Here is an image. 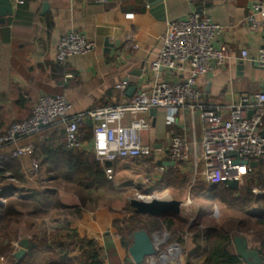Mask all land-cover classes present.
<instances>
[{"label": "crops", "instance_id": "1", "mask_svg": "<svg viewBox=\"0 0 264 264\" xmlns=\"http://www.w3.org/2000/svg\"><path fill=\"white\" fill-rule=\"evenodd\" d=\"M255 1L110 0L107 4L97 5L86 0H48L49 5L45 9V0H24L21 5L16 0H12L13 16L7 19L6 24H0V133L13 123L28 120L42 95L64 96L72 106L69 115L77 116L93 109L127 103L141 91L150 92L155 78L175 81L176 78L165 71L153 73L150 66L157 60L162 50L161 38L168 22L186 19L193 12L207 14L224 28L216 46L227 45L232 54L231 60L225 67L216 68L200 80L204 101L208 104L225 102L235 104L245 93L264 92V70L257 68L254 62L264 45V18L258 16L255 21H249ZM128 14H134V20H127ZM73 32L84 35L88 41L96 44V48L86 56H74L68 59L65 65H59L55 62L59 42ZM244 50L248 52L247 59L241 57ZM118 86L124 89H117ZM169 116V112L165 110L151 113L152 128L143 133L144 144L161 152L155 154L152 159L125 160L113 164L116 170L115 180L119 179L123 182L124 179L121 185L130 186L135 182L138 192L142 190L147 192L144 196L138 195V198L130 199V210H132V202L138 199L149 200L171 196L185 203L180 199L182 196L185 197L189 193L188 199H190L192 191L198 185L208 186L204 181L202 169L196 173L192 163H175L167 155L171 136L184 138L193 147L199 146L203 139L202 120L198 113L191 114L187 109L174 115L173 120H170ZM84 123L87 126L83 130V149L81 153L75 154L78 158L76 160L85 161L89 166L97 167L103 173L105 186L96 189L101 191L113 186L115 180L109 181L104 166L95 161L94 125L89 118H86ZM84 133L88 134L84 135ZM51 134L57 138L61 136L58 129H51L21 142L20 145L32 143L34 140L39 142L50 140ZM88 135L89 138H86ZM32 160L30 157L18 160L22 163L21 172L25 182L15 181L19 191L14 192V198L26 199L31 195V191L44 190L43 186H47L48 178H51L50 186L55 188L59 203L66 206V209L81 210L82 195L74 191L76 185L64 182L63 176L66 171L62 165L59 164L58 170L47 172L53 165L46 164L41 168L39 178H32L28 174ZM106 166L111 165L106 164ZM260 166L256 173H260ZM161 167L165 168V172H160ZM183 178L187 180L186 183L182 181ZM250 181L248 180L246 185ZM254 182L257 185L259 180ZM96 190L83 193L84 199L89 197L88 205L93 204L97 207L96 215L86 218L88 225L72 219L70 227L65 226L62 212L66 209L61 207L39 216L33 215V207L19 209L23 217L18 225L15 239L11 242L0 240V264H15L25 258L29 250L21 259L15 258V255L22 250L23 241H29L31 246V241L35 237L46 238L47 246L51 251L28 264H47L53 261L63 264L65 258H78L80 254L78 250L65 255L61 250L54 249L53 237L65 232H74L81 238L94 241L90 239V232L96 229L101 218L109 217V221L113 219L111 211L114 209L109 203L116 202L111 200L114 197L113 192L107 194L106 198L98 199L95 196ZM28 203L31 204V201ZM189 206V202L187 205L185 203L184 208ZM215 209L219 208L215 207L213 211ZM75 213L78 215V212H72ZM231 233L234 236L233 247L236 255L234 240L243 237L251 250L259 252L264 262V246L259 237L236 235L237 230ZM155 235L159 236L162 245L169 239L166 233ZM105 236L108 237V234L106 233ZM102 242L106 244L105 240ZM111 245L115 246L113 243ZM176 245L180 249L183 245L186 255L199 258L196 262L205 264L206 247L202 245L204 247L201 246L200 249L199 244L194 241V236L184 240H174L164 251L167 258L164 264H175L177 257L173 246ZM116 251L118 253L111 252L108 264H133L130 256L128 259L119 253V250ZM157 257L150 258L145 264H163L159 261V255ZM242 264L245 263L242 261Z\"/></svg>", "mask_w": 264, "mask_h": 264}, {"label": "built area", "instance_id": "2", "mask_svg": "<svg viewBox=\"0 0 264 264\" xmlns=\"http://www.w3.org/2000/svg\"><path fill=\"white\" fill-rule=\"evenodd\" d=\"M16 1L20 5L24 3V0ZM86 1L104 5L110 0ZM252 9L249 21H255L258 16L264 18V0H256ZM134 18V14L126 15L127 20ZM223 32L224 28L205 13L193 12L186 19L168 22L161 38L162 50L150 69L153 73L165 71L174 76L175 81L155 78L150 92L141 91L127 103L77 116L69 115L72 106L64 96L42 95L28 120L13 123L6 134L0 136V149L12 147V159L32 157L34 145H20L21 142L62 124L67 149L82 150L80 123L89 118L94 125V159L104 166L107 179L114 181L116 170L113 164L152 159L161 152L143 142V133L152 128V110L168 111L170 120H173L174 115L187 109L191 114L198 113L204 124L202 142L193 147L186 139L171 136L167 148L169 159L179 164L192 163L196 173L202 169L205 183L213 187L229 186L236 181L241 188L248 180H259L253 193L264 196V92L245 93L235 104H208L199 85L201 79L216 68L225 67L232 58L227 45L216 46ZM95 48L96 44L84 35L70 33L60 40L55 62L65 65L68 59L86 56ZM241 57L247 59L248 52L242 51ZM254 62L257 68L264 70V45ZM117 89L124 87L118 86ZM108 163L110 167L106 166ZM252 163H257L256 169L251 167ZM259 166L260 173H256ZM159 170L165 172L163 167ZM40 171V161L35 158L28 174L39 178ZM0 204L5 205L6 200H0Z\"/></svg>", "mask_w": 264, "mask_h": 264}, {"label": "trees", "instance_id": "3", "mask_svg": "<svg viewBox=\"0 0 264 264\" xmlns=\"http://www.w3.org/2000/svg\"><path fill=\"white\" fill-rule=\"evenodd\" d=\"M84 124V121L80 123V140L82 143L84 138L83 130L87 126ZM9 128L1 132L0 136L6 134ZM51 129H58L61 136L57 138L54 134L53 136L51 134L50 137L52 138L49 137L50 140L42 142L38 140L32 141L35 153L30 158H37L41 162V168L45 167L46 164L53 165L52 168L49 167L47 172L58 170L59 164L62 165V168L66 171L63 176L64 182L76 185L81 193H89L93 189L104 187V175L97 167H91L85 161L77 162L76 159L78 158L75 154L81 153L82 150L67 149L65 126L62 124L52 126L42 131V133ZM87 134L84 133V135ZM44 137L46 139V135ZM86 138H89V135ZM11 152L12 149L10 147L0 149V200H6L5 205L0 204V240L3 242H11L18 233V225L23 217L19 209L33 207V215L39 216L43 213H48L49 210L60 207L67 208L59 203L55 188L50 186V183H52L51 178L49 179L48 177V185L44 190L31 191V195L26 199L19 200L14 198V192L19 191L15 186V181L18 183H24L25 181L21 172L22 163L12 159ZM182 181L187 182L185 178ZM255 185L254 180H251L245 188L234 190L226 184L214 187L200 184L194 189V194L197 199L204 198L207 202L219 203L230 211H238L242 220L238 223L236 235L257 236L262 240V246H264V196H257L252 192ZM29 201H31V204L28 203ZM88 201L89 197L82 199L84 205H88ZM76 212L81 214V210L76 209ZM187 224V219L174 214L161 218H146L134 214L129 219L124 218L123 220L115 221V225L120 226L118 229L122 238L121 246L127 250L132 247L134 234L138 231L144 230L150 236H154L163 231L173 232L178 225L186 226ZM194 225L192 226L194 227ZM192 226L190 227L193 228ZM197 229L194 241L199 244L200 249L204 246L206 247L207 259L205 264H242V260L235 254L233 247L234 236L230 232L213 227H207L204 230ZM47 245L46 238L35 237L31 241L30 249L25 258L15 264H28V262L35 260L37 257H41L51 251ZM53 247L61 250L65 255L76 250L79 251L78 258H65L63 264H106L108 261L105 250L98 243L81 238L74 232L55 235L53 237ZM47 264L57 263L53 261Z\"/></svg>", "mask_w": 264, "mask_h": 264}, {"label": "rangeland", "instance_id": "4", "mask_svg": "<svg viewBox=\"0 0 264 264\" xmlns=\"http://www.w3.org/2000/svg\"><path fill=\"white\" fill-rule=\"evenodd\" d=\"M124 182V179H123ZM122 181H119V179L115 180L113 182V186L110 188L96 190L97 195H95L98 199L101 197L107 196L110 192H113L112 197L113 201L109 203L110 207L113 208L114 210L111 211V214L114 216L112 220H108L109 217H103L100 219V221L97 223V227L95 230L90 232V239L94 240L96 243H98L101 248H103L105 251L107 250V259L111 257V252H117L119 250V253H121L123 256H126L128 259L129 258V253L127 249L123 248L121 246V235L119 233V227L118 225H115V221L117 220H123L124 218H131L134 214L132 210H130V199H135L138 198V195L144 196L146 195V190L142 191H137L135 188L136 185L134 183L130 184V186H123L121 185L123 183ZM203 181L201 180L200 183ZM246 186H242L241 188H245ZM76 191V194L82 195L81 198L83 199V193L81 194L80 190L77 188L74 190ZM189 193L184 197L182 196L180 199H183L182 201H185L186 205L190 204L189 207L184 208V212L181 215V217L185 218L188 220V224L185 226H180L178 225L174 232H168V231H163L162 234H167L169 236V239H167V243L163 244L160 247V252L163 253L169 245H171L174 240H184L185 238H191L195 236V232L199 229H206L207 227H213V228H219L226 230L227 232H235L237 230L238 223L242 220L241 215L239 216V212L235 210H229L225 207H222L221 204L214 202H207L206 199L204 198H195L194 191H192V198L188 199ZM79 196V195H78ZM91 196V197H95ZM194 197V198H193ZM96 198V199H97ZM190 200L192 202H190ZM98 203V200L96 201ZM80 209L82 214H72V212H76V208H68L63 211L62 213L64 214V222L65 226L70 227V224L72 222V219H75L76 221H79L83 225H88V222L86 221L89 216L96 215L97 207H94V205L89 204V205H84L82 201H80ZM220 205V207H219ZM215 207H218V211H213ZM221 208V209H220ZM51 215V214H50ZM240 217V218H239ZM85 218V219H84ZM192 221V222H191ZM191 223V225H190ZM193 224L194 227L192 226ZM192 226L193 228H191ZM68 229V228H67ZM101 229V230H100ZM188 229V231H186ZM71 230V229H69ZM108 234V237L105 236V234ZM188 233V234H187ZM232 235V233H231ZM251 237L253 235H250ZM162 237V236H161ZM254 237V236H253ZM105 240L106 244H104L102 241ZM253 240V239H252ZM108 242V243H107ZM113 243L112 246L111 244ZM109 244V245H108ZM179 244V243H178ZM181 245V243L179 244ZM255 247V246H254ZM167 252V251H166ZM118 253V252H117ZM175 258V264H200L199 262H196L197 259L199 258H191L190 255L185 254V248L182 245L180 253L176 256ZM158 259V257H157ZM108 264V261L106 262Z\"/></svg>", "mask_w": 264, "mask_h": 264}, {"label": "water", "instance_id": "5", "mask_svg": "<svg viewBox=\"0 0 264 264\" xmlns=\"http://www.w3.org/2000/svg\"><path fill=\"white\" fill-rule=\"evenodd\" d=\"M45 9L48 7V0H45ZM14 7L12 0H0V24L4 25L7 19L13 16ZM110 45V44H109ZM157 110H152L155 114ZM108 166L111 164L108 163ZM257 163H252L251 167H256ZM231 189L237 190L239 188L238 182L234 181L229 184ZM185 203L174 199L171 196L164 198H152L149 200L138 199L132 202V211L134 214L148 217V218H161L163 216L174 214L181 216L184 212ZM159 236H150L146 231L141 230L134 234V243L129 249L128 253L133 264H145L149 258H155L159 255V261L165 263V252L161 253L159 246ZM235 248L238 257L245 264H264L262 258L257 251H253L248 247L247 240L243 237H238L234 240ZM22 250L19 251L15 258H23L27 251L30 249V242L25 240L21 243ZM176 256L180 253L181 249L178 245L173 246Z\"/></svg>", "mask_w": 264, "mask_h": 264}, {"label": "bare ground", "instance_id": "6", "mask_svg": "<svg viewBox=\"0 0 264 264\" xmlns=\"http://www.w3.org/2000/svg\"><path fill=\"white\" fill-rule=\"evenodd\" d=\"M146 199H149V198H146ZM216 208H218V207H216ZM174 252H175V251H174ZM172 254H173V253H172ZM175 255H176V254H175ZM175 255H174V256H175Z\"/></svg>", "mask_w": 264, "mask_h": 264}]
</instances>
